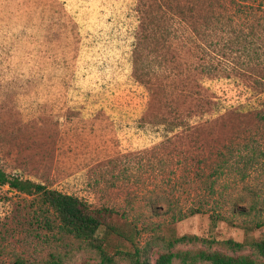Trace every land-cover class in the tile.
Returning <instances> with one entry per match:
<instances>
[{"label": "rangeland", "instance_id": "1", "mask_svg": "<svg viewBox=\"0 0 264 264\" xmlns=\"http://www.w3.org/2000/svg\"><path fill=\"white\" fill-rule=\"evenodd\" d=\"M0 167L111 210L114 264H264L223 243L264 236V0H0ZM40 207L0 185V264H99Z\"/></svg>", "mask_w": 264, "mask_h": 264}, {"label": "trees", "instance_id": "2", "mask_svg": "<svg viewBox=\"0 0 264 264\" xmlns=\"http://www.w3.org/2000/svg\"><path fill=\"white\" fill-rule=\"evenodd\" d=\"M246 1V0H245ZM0 185L8 186L10 189L25 195H38L41 210L50 211L57 219V227L61 232L72 235L77 239L86 241L88 245L95 248L100 261L99 264H114V256L109 255L105 246L102 244L106 233L116 232V227L110 220L111 210L107 208L95 209L90 204L73 194L63 193L61 191L47 188L44 184L34 182L30 179H23L18 176H12L0 167ZM217 215H211L212 223L217 219ZM43 225L52 229L51 221L45 217ZM260 226L259 224H257ZM103 226L105 236H97L98 229ZM203 240L196 235L183 234L169 240V246L178 242H195ZM233 250H239L244 245L253 247L259 254H264V236L252 238L246 236L242 242L227 239L223 242ZM127 258L130 264H172L174 258H180L181 264H259L255 258L249 254H226L221 251L195 250V251H166L160 253L157 258L150 263L146 258L141 259L140 250L135 247L133 251L116 250ZM14 264H24L21 258H18ZM49 264H63V259L52 256ZM78 264H91L87 261Z\"/></svg>", "mask_w": 264, "mask_h": 264}]
</instances>
